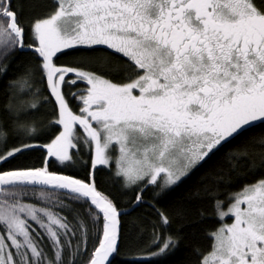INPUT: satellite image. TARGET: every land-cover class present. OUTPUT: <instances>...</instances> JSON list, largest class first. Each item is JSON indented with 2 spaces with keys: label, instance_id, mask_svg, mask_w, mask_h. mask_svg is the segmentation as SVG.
<instances>
[{
  "label": "snow or ice",
  "instance_id": "snow-or-ice-1",
  "mask_svg": "<svg viewBox=\"0 0 264 264\" xmlns=\"http://www.w3.org/2000/svg\"><path fill=\"white\" fill-rule=\"evenodd\" d=\"M181 245L185 264H264V0H0V264Z\"/></svg>",
  "mask_w": 264,
  "mask_h": 264
},
{
  "label": "trees",
  "instance_id": "trees-1",
  "mask_svg": "<svg viewBox=\"0 0 264 264\" xmlns=\"http://www.w3.org/2000/svg\"><path fill=\"white\" fill-rule=\"evenodd\" d=\"M69 57H61V61H67L69 60ZM83 87V85H81ZM67 91V89H66ZM72 91H75V88L72 89ZM256 151L259 152L260 148L257 146ZM84 159H87V155L85 154ZM43 160H44V153L42 151H32L29 153H26L22 157H18L16 160H13L10 164L4 165L3 167L6 168H12V167H22V166H36V167H42L43 166ZM49 169L51 171H56L58 173L63 174H71L76 176L77 178H86V172L82 169L80 164L75 165L72 168H64L62 165H60L59 161H56L54 158H49ZM106 175L105 173H98L97 175V182L101 184V187H104L103 184V176ZM200 173L197 172L195 175L192 176L190 180H188L181 188L177 189L175 193H173L171 196L166 198H161L159 204H157L158 208L164 209L169 207L170 205L174 204L177 199H179L187 190L194 187L196 184V181L199 179ZM145 199L151 201L152 200V193L146 192L145 193ZM147 209L143 206L136 208L134 211L131 212V215L123 217V220L125 222L124 231L125 233H128L133 239L135 238L134 232H129L128 223L131 221H134L137 217L144 216ZM154 219V217H152ZM178 224H173L172 229L175 230L178 228ZM150 232V229H149ZM148 232L145 233V238H147ZM189 253L187 251L186 245H181V247L168 259V264H185L187 257ZM123 257H118L117 261H121Z\"/></svg>",
  "mask_w": 264,
  "mask_h": 264
},
{
  "label": "rangeland",
  "instance_id": "rangeland-1",
  "mask_svg": "<svg viewBox=\"0 0 264 264\" xmlns=\"http://www.w3.org/2000/svg\"><path fill=\"white\" fill-rule=\"evenodd\" d=\"M60 174H63V173H60Z\"/></svg>",
  "mask_w": 264,
  "mask_h": 264
}]
</instances>
